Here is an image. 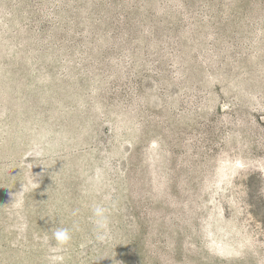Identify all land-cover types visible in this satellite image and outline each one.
<instances>
[{"label":"rangeland","instance_id":"1","mask_svg":"<svg viewBox=\"0 0 264 264\" xmlns=\"http://www.w3.org/2000/svg\"><path fill=\"white\" fill-rule=\"evenodd\" d=\"M58 228L62 264H264V0H0V264Z\"/></svg>","mask_w":264,"mask_h":264},{"label":"clouds","instance_id":"2","mask_svg":"<svg viewBox=\"0 0 264 264\" xmlns=\"http://www.w3.org/2000/svg\"><path fill=\"white\" fill-rule=\"evenodd\" d=\"M41 151L42 150H37L35 154L39 155L41 154ZM17 203L19 202L17 201ZM92 213L94 217L93 223L97 230V238L102 241L105 238L110 223L108 210L102 205H95L92 209ZM19 228L21 231L26 230L27 223H21ZM52 236L56 241V245L51 247V254L48 255L46 259L48 260L49 264H62L64 256L60 253L65 251L66 246L69 244L72 238L70 231L67 228H58L52 233Z\"/></svg>","mask_w":264,"mask_h":264}]
</instances>
